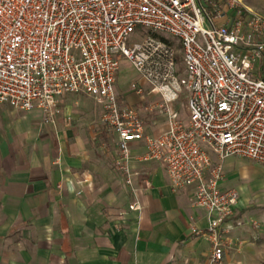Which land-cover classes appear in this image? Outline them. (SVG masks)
Listing matches in <instances>:
<instances>
[{
    "label": "built area",
    "instance_id": "obj_1",
    "mask_svg": "<svg viewBox=\"0 0 264 264\" xmlns=\"http://www.w3.org/2000/svg\"><path fill=\"white\" fill-rule=\"evenodd\" d=\"M139 29L179 47L149 34L135 40ZM122 58L138 74L133 91L145 100L148 85L161 103L121 101ZM263 66L264 14L244 0H0V104L52 119L64 96L93 98L117 135L129 185L131 144L144 141V157L162 164L173 191L195 188L192 203L207 211L212 235L208 264H223L220 227L241 200L238 188L223 186L225 161L264 164ZM185 92L187 121L171 108ZM154 106L167 116L158 136L146 134L143 120Z\"/></svg>",
    "mask_w": 264,
    "mask_h": 264
},
{
    "label": "crops",
    "instance_id": "obj_2",
    "mask_svg": "<svg viewBox=\"0 0 264 264\" xmlns=\"http://www.w3.org/2000/svg\"><path fill=\"white\" fill-rule=\"evenodd\" d=\"M131 97L162 102L150 92ZM74 103L64 96L52 119L0 104V264H208L212 235L207 211L192 203L195 188L173 191L162 164L144 157V141L131 144L129 185L103 107ZM154 107L143 116L150 136L168 127ZM135 201L139 210L130 209ZM248 203L241 195L220 227L223 264H264V208Z\"/></svg>",
    "mask_w": 264,
    "mask_h": 264
},
{
    "label": "rangeland",
    "instance_id": "obj_3",
    "mask_svg": "<svg viewBox=\"0 0 264 264\" xmlns=\"http://www.w3.org/2000/svg\"><path fill=\"white\" fill-rule=\"evenodd\" d=\"M244 2L254 8L256 11L264 14V0H244ZM148 34L159 38H165L166 40L174 42V44L179 47L178 42L170 37V35L161 32H146L144 29H139L133 35V39L140 40ZM128 44L130 45V42ZM118 76L117 84L120 99L124 104H132L130 99L132 98L131 95L134 94V91L131 85L133 82L138 80V74L132 63L126 58L121 59L120 72ZM148 93L149 88L147 87L145 89V96H147ZM65 99L68 103L75 106H77L76 103H74L75 101L79 103L82 101L95 103L93 98L86 95L68 94L65 96ZM145 105H149V103L146 102L141 106ZM176 110L182 120L187 121L189 119L187 92L181 95ZM151 114L152 113L148 114L147 112H144L143 116H145L146 119H150ZM224 170L225 179H227L229 185L238 188L242 197H245L249 202L248 204L259 208H264V164L256 163L244 157H234L224 163Z\"/></svg>",
    "mask_w": 264,
    "mask_h": 264
},
{
    "label": "trees",
    "instance_id": "obj_4",
    "mask_svg": "<svg viewBox=\"0 0 264 264\" xmlns=\"http://www.w3.org/2000/svg\"><path fill=\"white\" fill-rule=\"evenodd\" d=\"M262 71L264 72V66L262 67Z\"/></svg>",
    "mask_w": 264,
    "mask_h": 264
}]
</instances>
